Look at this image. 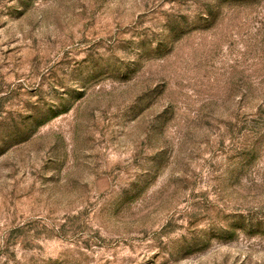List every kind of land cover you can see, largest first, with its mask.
I'll return each mask as SVG.
<instances>
[{
    "label": "rangeland",
    "instance_id": "1",
    "mask_svg": "<svg viewBox=\"0 0 264 264\" xmlns=\"http://www.w3.org/2000/svg\"><path fill=\"white\" fill-rule=\"evenodd\" d=\"M0 264H264V0H0Z\"/></svg>",
    "mask_w": 264,
    "mask_h": 264
}]
</instances>
